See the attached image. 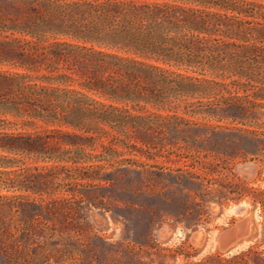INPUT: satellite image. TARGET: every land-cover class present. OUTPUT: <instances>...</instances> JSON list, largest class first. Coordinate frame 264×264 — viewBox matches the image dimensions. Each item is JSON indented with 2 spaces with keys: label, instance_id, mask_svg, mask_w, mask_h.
I'll use <instances>...</instances> for the list:
<instances>
[{
  "label": "trees",
  "instance_id": "trees-1",
  "mask_svg": "<svg viewBox=\"0 0 264 264\" xmlns=\"http://www.w3.org/2000/svg\"><path fill=\"white\" fill-rule=\"evenodd\" d=\"M214 90L226 98L211 104L255 143L237 144L243 156L264 157V0H0V188L36 192L26 158L77 163L70 148L49 151L72 142L18 127L178 125L196 93ZM149 107L170 113H139ZM17 195L0 193V264L38 259L31 238L8 235L3 211Z\"/></svg>",
  "mask_w": 264,
  "mask_h": 264
},
{
  "label": "rangeland",
  "instance_id": "rangeland-1",
  "mask_svg": "<svg viewBox=\"0 0 264 264\" xmlns=\"http://www.w3.org/2000/svg\"><path fill=\"white\" fill-rule=\"evenodd\" d=\"M216 93H196L178 125L155 120L124 132L102 125L99 134L43 122L14 129L72 142L49 151L70 148L77 161L56 167L26 158L38 166L30 177L36 192L0 188L22 194L3 212L8 235L35 243L38 259L23 264H264V196H253L264 193V157L243 156L237 144L255 143L211 104L226 98ZM148 112L170 113H139ZM239 204L243 213L233 211Z\"/></svg>",
  "mask_w": 264,
  "mask_h": 264
},
{
  "label": "bare ground",
  "instance_id": "bare-ground-1",
  "mask_svg": "<svg viewBox=\"0 0 264 264\" xmlns=\"http://www.w3.org/2000/svg\"><path fill=\"white\" fill-rule=\"evenodd\" d=\"M243 206L242 205H239V206H236L234 209H233V211L234 212H238V213H242V211H243Z\"/></svg>",
  "mask_w": 264,
  "mask_h": 264
},
{
  "label": "flooded vegetation",
  "instance_id": "flooded-vegetation-1",
  "mask_svg": "<svg viewBox=\"0 0 264 264\" xmlns=\"http://www.w3.org/2000/svg\"><path fill=\"white\" fill-rule=\"evenodd\" d=\"M242 206L244 207V208H243V211H242V213H243V212H244V210H245V205H244V204H242Z\"/></svg>",
  "mask_w": 264,
  "mask_h": 264
},
{
  "label": "water",
  "instance_id": "water-1",
  "mask_svg": "<svg viewBox=\"0 0 264 264\" xmlns=\"http://www.w3.org/2000/svg\"><path fill=\"white\" fill-rule=\"evenodd\" d=\"M239 205H240V204H239ZM234 208H235V207H234ZM234 208H233V209H234ZM245 210H246V209H245ZM245 210H244V211H245Z\"/></svg>",
  "mask_w": 264,
  "mask_h": 264
}]
</instances>
